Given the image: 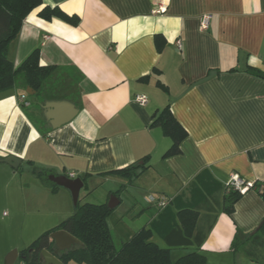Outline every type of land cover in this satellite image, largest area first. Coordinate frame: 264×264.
Returning a JSON list of instances; mask_svg holds the SVG:
<instances>
[{"label": "crops", "instance_id": "obj_1", "mask_svg": "<svg viewBox=\"0 0 264 264\" xmlns=\"http://www.w3.org/2000/svg\"><path fill=\"white\" fill-rule=\"evenodd\" d=\"M44 7L80 23L43 20ZM159 8L165 11L154 13ZM157 35L165 40L161 52ZM35 49L42 65L61 70L40 97L27 90L28 107L22 90L0 94V159L22 160L17 170L0 164V264L74 214L71 192L50 180L70 173L84 183L79 200L98 191L102 204L114 205L108 225L120 243L145 228L173 262L198 252L206 264H260L231 250L237 230L254 233L264 222L259 192L242 195L232 215L223 209L233 175L264 182V0H43L8 57L18 66ZM137 95L147 97L145 106ZM72 106V121L52 125ZM166 106L188 137L179 155L164 159L172 141L150 124ZM146 157L148 168L115 195L126 180L102 174ZM160 200L169 205L160 208ZM185 209L199 214L187 243Z\"/></svg>", "mask_w": 264, "mask_h": 264}, {"label": "trees", "instance_id": "obj_2", "mask_svg": "<svg viewBox=\"0 0 264 264\" xmlns=\"http://www.w3.org/2000/svg\"><path fill=\"white\" fill-rule=\"evenodd\" d=\"M42 4L43 0H0V94L13 90H22L27 94V90L31 89L37 97H40L47 84L58 74L57 71L61 70L56 66L42 65L39 49L32 51L18 66H15L8 57L9 46L20 33L24 20ZM39 17L46 21L58 19L74 27L80 23L78 17L68 16L59 8L44 7L39 12ZM155 42L158 51L161 52L165 45L164 38L157 35ZM155 71L160 72L157 69ZM142 80L147 81L148 77ZM157 84L167 89L160 82ZM150 128H160L163 135L172 141L171 147L163 156L164 159L181 153L180 146L188 137V132L176 120L169 106L153 114ZM148 159V157L144 158L143 164L135 163L124 169L102 174L115 175L126 180V184L122 185L114 193L115 195L125 191L148 168ZM35 173L44 184L53 187V192L57 191L58 187L48 181L43 171H35ZM225 191L223 210L228 215H232L235 204L242 195L226 188ZM259 194L264 200V190ZM112 213L113 209H110L107 204H82V200H79L72 216L54 229L40 235L29 247L19 252L20 261L23 264H45L42 252L48 251L61 264L70 262L77 264H206V257L198 252H191L173 262L170 249L161 248L151 241V229L140 230L129 241L122 243L119 250L116 249L108 225V218ZM198 216V212L193 209H185L179 213L185 243L189 242V238L195 231ZM61 230L78 239L82 246L60 251L51 235ZM231 250L241 251L250 260L264 264V222L254 233L245 234L237 230Z\"/></svg>", "mask_w": 264, "mask_h": 264}, {"label": "water", "instance_id": "obj_3", "mask_svg": "<svg viewBox=\"0 0 264 264\" xmlns=\"http://www.w3.org/2000/svg\"><path fill=\"white\" fill-rule=\"evenodd\" d=\"M28 93L35 94V92L31 89L28 90ZM49 104L50 105L53 104L52 107L54 109H56L57 105H62L64 103L60 102V103H49ZM72 107H73V110H70V112H68V114L65 115V117H63L60 122L57 121V117L52 116L51 120L56 122L55 124L52 123V125H57V124L62 125V124H66V123H69L70 121H72L76 117V115L78 114V110L75 109L74 106H72ZM21 162H22V160L15 157V156H8L6 158L0 159V164H7L16 170L19 168ZM50 180L53 183L57 184L59 187H63V188L68 189L72 194L73 201H74L75 205L78 203L80 191L82 190V188L84 186V183L81 179L71 180V179L64 177V176H62V177L51 176ZM108 207L110 209H113L114 205L108 204ZM260 227H261V225H260ZM51 238L55 241V245L60 251H68L74 246H82V243L78 239H76L74 236H72L71 234H69L63 230L53 233L51 235ZM18 256H19L18 251H13L10 254L9 257L11 260V264L14 262V260H16V258ZM42 257L45 261V264H61L60 261L54 255L49 253L48 251H43Z\"/></svg>", "mask_w": 264, "mask_h": 264}, {"label": "built area", "instance_id": "obj_4", "mask_svg": "<svg viewBox=\"0 0 264 264\" xmlns=\"http://www.w3.org/2000/svg\"><path fill=\"white\" fill-rule=\"evenodd\" d=\"M164 11H165V9L159 8L158 10L154 11V13L160 14V13H163ZM210 21H211V15L203 16L201 18V21H200V29L204 30V31L208 30L209 25H210ZM44 38H45V40L50 39L49 36H45ZM177 45L180 49L182 48L180 41H178ZM19 101L25 107L30 106V102L28 101L27 94L21 95ZM134 101L140 106H145L147 104V97L145 95H137L135 97ZM68 177L70 179H75L76 174L70 173L68 175ZM225 188L229 191L230 190L236 191L241 195H244L245 193H247L248 191H251V190L258 191L260 193V192H263V190H264V182L257 184L256 182L248 181V180L240 177L239 175L235 174L226 183ZM169 202L170 201H168V200H160L158 202V205L160 208H165L166 206L169 205Z\"/></svg>", "mask_w": 264, "mask_h": 264}, {"label": "rangeland", "instance_id": "obj_5", "mask_svg": "<svg viewBox=\"0 0 264 264\" xmlns=\"http://www.w3.org/2000/svg\"><path fill=\"white\" fill-rule=\"evenodd\" d=\"M59 82H61V80H59ZM28 97L29 98H31L29 95H28ZM124 192V191H123ZM122 193V192H121ZM97 198H100V192H95V194H93V195H91V196H87L86 197V199H84L83 201H82V204L83 203H92V204H102V203H105L106 201H100V200H98ZM9 213V212H8ZM114 243H115V246H116V249H120V247H121V244L122 243H120L119 241H118V239L117 238H115L114 239ZM13 252V251H12ZM10 254V253H9ZM9 256V255H8ZM7 256V257H8ZM6 257V258H7ZM6 258H5V260H4V263H6ZM0 262H2V261H0ZM3 264V263H2ZM19 264V263H18Z\"/></svg>", "mask_w": 264, "mask_h": 264}]
</instances>
